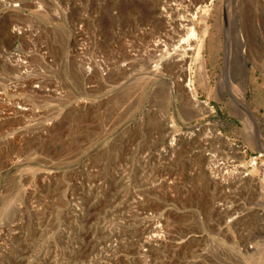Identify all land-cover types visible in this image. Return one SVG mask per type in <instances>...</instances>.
Returning <instances> with one entry per match:
<instances>
[{"label": "built area", "instance_id": "2783aa9c", "mask_svg": "<svg viewBox=\"0 0 264 264\" xmlns=\"http://www.w3.org/2000/svg\"><path fill=\"white\" fill-rule=\"evenodd\" d=\"M210 3L0 0V236L55 188L45 264H264V117L196 89Z\"/></svg>", "mask_w": 264, "mask_h": 264}, {"label": "rangeland", "instance_id": "374dc122", "mask_svg": "<svg viewBox=\"0 0 264 264\" xmlns=\"http://www.w3.org/2000/svg\"><path fill=\"white\" fill-rule=\"evenodd\" d=\"M193 1L200 4L211 2L208 11L195 21L200 41L198 94L216 104L231 123L237 117L238 105L244 108L243 104H238L237 93L245 79L247 109L251 116L253 113L264 117V0ZM158 2L108 0V6L117 15L109 17L107 10H102L99 13L101 22L113 29L124 23L151 21L157 13ZM75 15L73 12L72 17ZM7 26L8 22L2 24L4 32ZM48 193L47 205L35 203L28 206L26 218L16 220L13 231L0 236V264H45L42 259L44 230L55 233L59 207L57 190L50 188ZM8 207L11 215L13 208ZM45 210L50 214L48 222L43 217ZM0 211L1 216L3 210ZM2 219L6 220L1 218L0 221Z\"/></svg>", "mask_w": 264, "mask_h": 264}, {"label": "bare ground", "instance_id": "6f19581e", "mask_svg": "<svg viewBox=\"0 0 264 264\" xmlns=\"http://www.w3.org/2000/svg\"><path fill=\"white\" fill-rule=\"evenodd\" d=\"M201 2H204V0H201ZM207 2V1H206ZM136 3H138V2H136ZM143 3V2H142ZM208 3V2H207ZM200 4V3H199ZM134 5V4H133ZM137 4H135V6H136ZM146 5V4H145ZM139 6H140V4H139ZM133 7V6H132ZM142 7H143V5H142ZM146 7V6H145ZM140 8V7H139ZM145 10H146V8H145ZM144 11V10H143ZM142 11V12H143ZM53 41H54V43H56V44H58V45H60V46H62L63 45V42H64V38H63V36H62V34L60 33V31H57V29H54L53 30ZM203 64V63H202ZM246 65V64H245ZM244 65V66H245ZM202 66L203 65H201V68H202ZM203 69V68H202ZM244 69H246L245 67H244ZM229 73V72H228ZM204 74V73H203ZM245 77H246V75H245ZM245 79H243V85H242V89L237 93V101H238V104H243L244 105V108L246 109V111H245V114H247V116H251V114H250V111H249V109H247V102H246V100H245ZM236 105V104H235ZM1 212V211H0Z\"/></svg>", "mask_w": 264, "mask_h": 264}]
</instances>
